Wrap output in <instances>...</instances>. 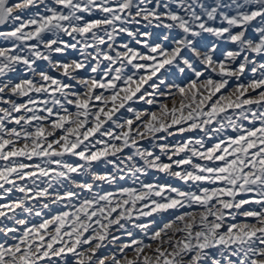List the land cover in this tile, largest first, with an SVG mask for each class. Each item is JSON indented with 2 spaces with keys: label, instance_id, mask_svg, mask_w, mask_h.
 Instances as JSON below:
<instances>
[{
  "label": "snow or ice",
  "instance_id": "snow-or-ice-1",
  "mask_svg": "<svg viewBox=\"0 0 264 264\" xmlns=\"http://www.w3.org/2000/svg\"><path fill=\"white\" fill-rule=\"evenodd\" d=\"M0 264H264V0H0Z\"/></svg>",
  "mask_w": 264,
  "mask_h": 264
},
{
  "label": "rangeland",
  "instance_id": "rangeland-1",
  "mask_svg": "<svg viewBox=\"0 0 264 264\" xmlns=\"http://www.w3.org/2000/svg\"><path fill=\"white\" fill-rule=\"evenodd\" d=\"M138 107H146V106H144V105H139ZM189 135H192V134H189ZM178 138H179V137H177L176 139H178ZM151 176H156V177H158L159 180H160V182H164V180L167 179V178L163 177L162 174H158V173H152ZM150 178H151V177H150ZM173 183H175V181H173Z\"/></svg>",
  "mask_w": 264,
  "mask_h": 264
}]
</instances>
